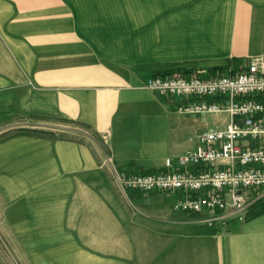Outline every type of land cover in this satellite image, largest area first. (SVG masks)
<instances>
[{
  "label": "crops",
  "instance_id": "0c3cea01",
  "mask_svg": "<svg viewBox=\"0 0 264 264\" xmlns=\"http://www.w3.org/2000/svg\"><path fill=\"white\" fill-rule=\"evenodd\" d=\"M263 51L264 0H0V231L12 254L21 264H264V210L187 220L172 211L177 194L122 192L110 172L164 169L206 122L146 76L231 72ZM217 113L221 129L229 115Z\"/></svg>",
  "mask_w": 264,
  "mask_h": 264
},
{
  "label": "built area",
  "instance_id": "2783aa9c",
  "mask_svg": "<svg viewBox=\"0 0 264 264\" xmlns=\"http://www.w3.org/2000/svg\"><path fill=\"white\" fill-rule=\"evenodd\" d=\"M143 84L180 112L226 111L229 120L221 129L201 130L194 146L165 157L164 169L118 170L111 164L117 187L177 194L172 207L203 222L244 219L264 200V51L246 56L231 72L172 70L151 73Z\"/></svg>",
  "mask_w": 264,
  "mask_h": 264
},
{
  "label": "rangeland",
  "instance_id": "374dc122",
  "mask_svg": "<svg viewBox=\"0 0 264 264\" xmlns=\"http://www.w3.org/2000/svg\"><path fill=\"white\" fill-rule=\"evenodd\" d=\"M221 71V70H220ZM169 100V99H168ZM171 101V100H170ZM206 118H205V123H203V125L201 126V129L198 130V133L203 130V129H215V128H218L221 126L222 124V118H221V115H218L220 113H216V112H210V113H203ZM21 121H32L30 118H27V119H23ZM33 121H38V120H34ZM224 127V125H223ZM193 144V140L191 139H187L183 142V147H191ZM172 211H175V212H178V213H183L187 220H190V219H193L191 218L192 214L190 213H187V212H183V211H180V210H175L173 207H172ZM203 222V221H201ZM12 250H11V247H10V244L7 240L4 239V236L3 234L1 233L0 231V264H21L20 261H19V258L15 257L13 254H12Z\"/></svg>",
  "mask_w": 264,
  "mask_h": 264
},
{
  "label": "trees",
  "instance_id": "16d2710c",
  "mask_svg": "<svg viewBox=\"0 0 264 264\" xmlns=\"http://www.w3.org/2000/svg\"><path fill=\"white\" fill-rule=\"evenodd\" d=\"M264 210V202L259 203L256 208L253 211H249L248 214L245 215V217H249L252 215H255L256 213H259Z\"/></svg>",
  "mask_w": 264,
  "mask_h": 264
}]
</instances>
